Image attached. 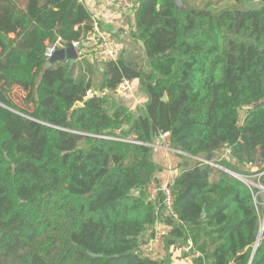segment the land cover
<instances>
[{"label": "trees", "instance_id": "trees-1", "mask_svg": "<svg viewBox=\"0 0 264 264\" xmlns=\"http://www.w3.org/2000/svg\"><path fill=\"white\" fill-rule=\"evenodd\" d=\"M232 1L256 6L179 10L139 0L131 38L144 42V61L119 54L98 66L82 46L75 64L47 67L48 43L92 30L87 4L0 0V255L28 250L19 264H171L169 254L139 252L159 221L169 227L166 250L192 240L193 264H264V233L252 258L261 198L199 160L227 146L231 159L217 164L262 175L264 185V0ZM124 80L148 96L137 112L113 96ZM15 85L33 112L10 97ZM165 134L182 168L171 185L177 219L149 198L161 170L151 144Z\"/></svg>", "mask_w": 264, "mask_h": 264}, {"label": "crops", "instance_id": "crops-1", "mask_svg": "<svg viewBox=\"0 0 264 264\" xmlns=\"http://www.w3.org/2000/svg\"><path fill=\"white\" fill-rule=\"evenodd\" d=\"M113 1L84 0L83 3L85 2L92 15L97 17L103 33L109 39L111 46L117 51L118 55L124 54L128 57V62L133 60V58H141L143 60L144 57L142 56L139 43L131 38V33L136 30V27L133 28L131 22L114 10L112 7ZM184 1L191 4L195 0ZM230 1V7L235 6L236 3L232 0ZM135 86L137 89L133 95H123L119 100L129 106L132 111L137 112L148 101V96L140 89L138 84L135 83ZM10 97L25 111H34V104L27 99V92L22 87L17 85L13 86L10 89ZM151 145H153L152 147L154 149L153 160L161 168L160 172L156 175L157 185L161 187L170 186L182 171L180 167L181 161L175 156L177 152H170V147L165 145L163 135L156 137L154 143ZM221 156V153L218 154L216 159L212 161H218V158ZM217 178L218 174L216 172L211 174V181H215ZM168 232L169 227L158 221L152 229L144 234V242L153 240L154 254L152 257L162 259L166 258L169 254L171 264H193L195 257L193 255L190 256L184 247L172 248L171 250L165 249L163 238ZM152 233H155V237L152 236Z\"/></svg>", "mask_w": 264, "mask_h": 264}, {"label": "built area", "instance_id": "built-area-1", "mask_svg": "<svg viewBox=\"0 0 264 264\" xmlns=\"http://www.w3.org/2000/svg\"><path fill=\"white\" fill-rule=\"evenodd\" d=\"M83 2L84 0H80ZM112 7L115 11L123 15L129 22L133 28L136 27V15L140 8L139 0H114ZM92 30L89 31L86 36L77 42H72V47L77 51V60H79L81 54V47H89L92 49L93 54L92 58L96 65L102 66L105 61H116L118 59L117 51L111 46L109 39L103 33L100 27V23L96 16L92 18ZM68 44L61 42V40H56L54 43H48L45 51V59L47 63L53 57V55L59 50L66 49ZM76 60V61H77ZM66 62H70L69 59L66 58ZM135 83L131 80H124L115 90L113 96L116 100H119L123 95H133L136 91ZM94 91H89L86 94V97H92L94 95ZM165 145L170 147L169 134L163 135ZM172 151V150H171ZM176 152V151H173ZM231 159V150L226 146L221 159L220 160H230ZM213 169H220L226 171L223 166L217 164L215 161H211L208 163ZM227 170L226 172H228ZM173 184V183H172ZM171 184V185H172ZM171 185L166 187L158 186L157 184H151L149 186V198L151 201L161 200L162 205L164 207L165 213L177 219V214L173 208V195L171 191ZM186 251L190 252L193 248L192 240H188V244L184 247ZM139 252L146 256H152L154 254V244L153 240H149L147 242H143L139 246ZM193 257H200L199 253H194Z\"/></svg>", "mask_w": 264, "mask_h": 264}, {"label": "rangeland", "instance_id": "rangeland-1", "mask_svg": "<svg viewBox=\"0 0 264 264\" xmlns=\"http://www.w3.org/2000/svg\"><path fill=\"white\" fill-rule=\"evenodd\" d=\"M190 1V0H189ZM187 3V8L189 9H203L206 5H211L213 6L216 11H222V10H238V11H243V10H249L252 9L256 6L254 3H248L245 2L243 4H235V6L230 7L231 1L230 0H195L193 2ZM246 115V111H243L241 113V116L244 118ZM176 151L170 148V152ZM218 158V160H220ZM258 168L256 166L253 167V169L250 170L251 173H254L257 171ZM227 171V170H226ZM232 172V171H231ZM234 173V172H233ZM236 174V173H234ZM239 175V174H237ZM240 177H243L239 175ZM262 175L256 176L254 174L250 175V177H244V183L250 187V189L255 190V201L258 204V198L264 195V185L262 184ZM263 211H260L261 215V225L264 220V203L262 204ZM60 221L59 219H57ZM8 254H1L0 255V264H19L20 260L22 259L23 256L27 255L29 253L28 250H22V251H12V252H7ZM56 255V252H53ZM59 259V256L56 255V260ZM54 261V262H55Z\"/></svg>", "mask_w": 264, "mask_h": 264}, {"label": "water", "instance_id": "water-1", "mask_svg": "<svg viewBox=\"0 0 264 264\" xmlns=\"http://www.w3.org/2000/svg\"><path fill=\"white\" fill-rule=\"evenodd\" d=\"M167 1H170V2L174 3L176 5V8L179 9V10H183V9L187 8V3L184 0H167ZM138 43H139V45L141 47V50H142V56L146 57V46H145L144 42L138 41ZM77 56H78L77 55V51L72 47V44H68L66 49H62V50H59L58 52H56L53 55V57L49 60V62L47 63L46 66L50 67L54 62L65 60L66 58H68L70 60V63L73 65V64H75V62L77 60ZM93 96L94 97L95 96L101 97L102 93L98 92V93L94 94ZM166 100H167V96L164 97V101H166ZM82 106H83V104L79 103V104H77L76 108H80ZM151 146H153V145H151ZM200 160L204 161L205 163H209V162H211V156H207L205 159L200 158ZM228 173H230L231 175H233L234 177L240 179L243 182L245 180L244 177H240L239 175L234 174L231 171H228ZM260 198H261V202L264 203V195L261 196ZM263 222H264V220H263ZM262 226H263V224L260 227V231H259L256 243H255V246L253 248L252 258L254 257V255L256 253V250H257V248L259 246V243H260V241H261V239L263 237L264 229H263ZM91 255L92 256L102 257V255H95V254H91Z\"/></svg>", "mask_w": 264, "mask_h": 264}, {"label": "bare ground", "instance_id": "bare-ground-1", "mask_svg": "<svg viewBox=\"0 0 264 264\" xmlns=\"http://www.w3.org/2000/svg\"><path fill=\"white\" fill-rule=\"evenodd\" d=\"M262 224H263V226H262V227H263V229H264V222H263Z\"/></svg>", "mask_w": 264, "mask_h": 264}]
</instances>
